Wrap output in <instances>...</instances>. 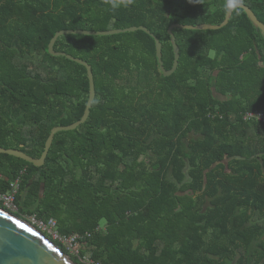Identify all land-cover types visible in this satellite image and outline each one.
Returning <instances> with one entry per match:
<instances>
[{"label": "trees", "instance_id": "obj_1", "mask_svg": "<svg viewBox=\"0 0 264 264\" xmlns=\"http://www.w3.org/2000/svg\"><path fill=\"white\" fill-rule=\"evenodd\" d=\"M228 3L0 0V148L40 159L54 128L83 118L88 71L51 56L58 32L146 27L170 71V27L221 25ZM242 4L264 24V0ZM174 35L170 77L143 31L61 37L55 51L93 69L90 118L55 136L41 168L0 154V193L20 180L17 216L89 234L81 254L101 264H264V125L243 119L264 113V35L243 9Z\"/></svg>", "mask_w": 264, "mask_h": 264}, {"label": "water", "instance_id": "obj_2", "mask_svg": "<svg viewBox=\"0 0 264 264\" xmlns=\"http://www.w3.org/2000/svg\"><path fill=\"white\" fill-rule=\"evenodd\" d=\"M240 9H243L248 15L253 24L262 31L264 35V24L257 18L254 12L246 5L241 4ZM235 10H228L226 19L221 25L202 24L198 26L179 25L175 24L170 27L168 34L171 37V42L174 49L175 59L172 70L167 71L164 67L163 59V45L160 40L152 34L146 27H132L128 29L112 30L106 32L95 31H61L58 32L52 39L49 45V53L53 57H64L72 62L84 66L88 71L90 82V97L85 110L83 118L67 127H56L51 131L47 140L44 153L40 159H34L20 150L3 149L0 148V154L9 155L22 159L35 167L41 168L46 164L50 150L53 146L55 136L61 132H71L78 130L81 126L86 124L91 115V110L96 99V85L92 67L84 60L74 58L66 53L55 51L57 41L64 36L79 35L92 37H107L116 36L127 33H135L143 31L152 36L156 41L157 47V61L160 69L165 77H170L175 74L179 68L181 59L180 48L177 39L174 35V30H188V31H218L229 25ZM216 166V165H215ZM215 166L213 168H215ZM0 264H75L72 259L65 255L56 244L48 239L38 229L23 220L21 217L14 215L0 207Z\"/></svg>", "mask_w": 264, "mask_h": 264}, {"label": "built area", "instance_id": "obj_3", "mask_svg": "<svg viewBox=\"0 0 264 264\" xmlns=\"http://www.w3.org/2000/svg\"><path fill=\"white\" fill-rule=\"evenodd\" d=\"M245 122L257 121L264 125V113L261 112H249L243 116ZM20 190V180L14 182L11 186V190L8 193H0V207L14 215L20 213L18 204L16 202L17 195ZM23 220L31 224L33 227L43 233L48 239L61 245L70 255L81 260L83 264H101L94 261L90 255L82 256L83 239L90 236H82L75 234L71 236L63 235L58 226V222L54 219L45 221L40 219L37 215H30L21 217Z\"/></svg>", "mask_w": 264, "mask_h": 264}, {"label": "clouds", "instance_id": "obj_4", "mask_svg": "<svg viewBox=\"0 0 264 264\" xmlns=\"http://www.w3.org/2000/svg\"><path fill=\"white\" fill-rule=\"evenodd\" d=\"M241 4H242V0H229V3L227 5V7L230 9V10H239L240 7H241Z\"/></svg>", "mask_w": 264, "mask_h": 264}, {"label": "rangeland", "instance_id": "obj_5", "mask_svg": "<svg viewBox=\"0 0 264 264\" xmlns=\"http://www.w3.org/2000/svg\"><path fill=\"white\" fill-rule=\"evenodd\" d=\"M105 225V224H104Z\"/></svg>", "mask_w": 264, "mask_h": 264}]
</instances>
